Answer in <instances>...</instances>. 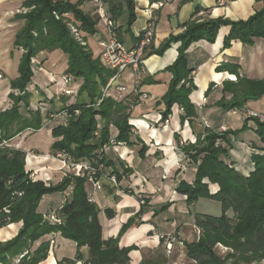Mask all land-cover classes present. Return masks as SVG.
Returning <instances> with one entry per match:
<instances>
[{
	"label": "trees",
	"instance_id": "16d2710c",
	"mask_svg": "<svg viewBox=\"0 0 264 264\" xmlns=\"http://www.w3.org/2000/svg\"><path fill=\"white\" fill-rule=\"evenodd\" d=\"M102 2L116 25L117 20L125 14L128 29L136 21L135 0ZM81 3L82 0H26L24 7L27 11L15 15L17 19L23 20L13 43L15 48L23 50L18 65L19 75L12 82L19 93H10L9 97L13 101L11 108L0 111V139L11 141L26 130L36 132L43 128L42 111L30 109L33 93L28 90V85L34 76L32 58L42 51L59 50L65 54L66 68L63 73L71 76V82L73 76L79 84V99L70 105L66 103L69 97L63 99L60 112L66 114L65 120L62 124L51 127L53 154H67L74 162L86 161L97 170V178L116 176L119 182L123 175L118 164L125 171L128 168H125L123 162L115 161L104 150V146L112 138L121 143L133 144V125L130 123L129 111L138 101L127 102L112 93L103 92L115 71L101 63V52L95 51L89 42L90 37L99 34L100 18L96 7L95 15H92L83 11ZM200 11L201 8L197 7L193 18L185 23L181 33L170 35L158 48H152L148 52L162 55L173 43H180L178 56L165 68L172 77L162 97L165 105L162 120L169 118L175 104L183 110L181 122L186 119L192 122L197 117V108L190 99L191 93L196 89L194 69L190 67L187 55L194 42L203 39L215 42L224 25L231 27L224 40L225 48L234 39L246 44H252L256 38L264 39V4L248 19L238 21L225 18L201 20L197 16ZM70 25L78 28L85 45L75 38ZM117 31L119 34L118 25ZM237 69L238 66L235 65L233 70ZM17 80H21L20 87L16 85ZM223 92V97L218 101L220 106L225 110H243L248 100H258L264 96V79L244 77L238 81H229L224 84ZM227 92L232 93L230 99L226 98ZM49 116L48 112L47 117ZM251 119L262 144L255 146L258 151H254L251 156L254 169L243 173L231 160V136L236 137L247 131ZM111 126L118 131L115 137L112 136ZM175 137L186 158L195 167L193 181L189 183L182 180L178 191L187 195L190 204L201 198H208L220 202L222 207L220 215L195 213V224L200 230V237L196 241L184 243L187 256L194 264H263L264 120L250 116L244 119L239 129H207L203 135L197 136L195 143L183 144L178 134ZM145 152L146 145L143 144L141 154L144 155ZM26 158L27 152L20 147H0V227L22 222L13 238L0 241V263L11 264L15 257L20 256L18 264H40L48 257L51 243L43 241L33 249L35 242L47 234L59 232L77 243L75 257L65 258L61 264H130V252L136 246H120V239L127 225L116 237H104L99 220L101 209L95 201L89 199L87 177L67 174L59 183L47 184L30 177ZM211 184L218 186L214 192ZM69 188V197L56 210L59 222L51 221L38 211L44 195L65 192ZM147 202L144 198L143 205ZM106 214L108 217L114 216L111 209H106ZM219 244L232 251L221 254L217 250ZM84 247L88 248V257L83 252ZM236 252L240 254L233 261L232 258L237 256Z\"/></svg>",
	"mask_w": 264,
	"mask_h": 264
},
{
	"label": "crops",
	"instance_id": "0c3cea01",
	"mask_svg": "<svg viewBox=\"0 0 264 264\" xmlns=\"http://www.w3.org/2000/svg\"><path fill=\"white\" fill-rule=\"evenodd\" d=\"M25 1L0 0V72L2 73L0 111L11 108L13 101L9 95L17 90L12 82L19 75L18 65L23 50L15 48L13 43L23 20L17 19L15 15L26 9ZM159 1L135 0L137 17L130 29L126 27V14L117 20L119 38L127 47H134L138 43L144 29L150 23L155 27L154 41L145 53L141 69L138 72L127 69L119 79L125 87L123 91H119L121 99L127 101L138 95V99L141 100H138L139 103L133 107L130 119V123L137 130V136L132 138L133 144L123 143L115 149L114 155L111 154L115 161L123 162L128 170L125 171L122 165L118 164L123 176L117 187L108 178L101 180L103 187L100 189L93 190L90 183L86 184L88 193H93L94 201L101 209L99 220L103 226L104 237H116L127 225L121 236L120 246H136V249L130 252V264L153 263L155 252L165 246L159 234L176 233L183 246L184 243L196 241L200 237V230L195 224V213L202 211H195L196 202L188 203L187 195L178 191V185L182 180L189 183L193 181L195 167L189 163L191 161L180 148L175 134L186 143H195L197 136L203 135L207 129H239L244 119L250 116L264 120L263 104L260 108L251 107V100H248L243 110H225L218 103L224 95L225 83L238 81L239 78L244 77L253 80L264 79V39L256 38L252 44L234 39L231 45L225 48L224 40L230 33L231 27L224 25L220 28L215 42L199 40L194 42L187 52L189 65L194 69L196 89L191 93L190 99L197 108V117L192 122L188 119L181 122L183 110L175 104L169 117V127H162L163 123L159 122L165 109L162 97L172 77L165 68L175 61L180 43H173L162 55L148 54V52L152 48H158L170 35L181 33L185 23L193 18L197 7L201 8L197 15L201 20L225 18L238 21L248 19L257 9L262 8L264 0H169L158 7ZM81 8L84 12L95 15V5L91 0H82ZM98 29L99 34L89 38L90 44H96L97 48L98 40L104 35V25L101 21L98 23ZM56 52L58 51H42L35 57L38 65L33 66L34 76L28 85L35 102L42 103L43 99L48 102L46 99L52 98L55 89L59 90L67 86L62 78L58 77L61 72L58 71L53 59ZM61 54L66 68L65 54L62 52ZM235 65L238 66L237 71L233 70ZM10 66L13 67L11 73L7 71ZM60 79L61 81H58ZM54 81L58 83L50 85ZM72 83L70 82L69 86L74 90ZM136 83L138 91L134 89ZM114 90L118 92L115 88ZM142 92L147 94L146 98L140 97L139 94ZM231 97L232 93L227 92L226 98ZM45 108L49 113L51 112L49 105ZM249 112L256 115H251ZM52 114L51 112L50 116L53 117ZM151 123L158 125L150 127ZM248 126L247 131L239 133L236 137L231 136L233 143V148L230 150L231 160L243 173L251 171L252 153L258 151L256 145L262 144L260 137L255 133V123L252 119L249 120ZM48 132L51 134V128ZM114 132L115 137L118 133L116 128ZM25 134L15 136L11 142L16 147H20L21 137ZM143 144L146 145L144 155L141 154ZM24 150L27 152L26 160L29 161L26 168L29 169V164L32 163L35 166L30 172L38 171L35 179L43 180L47 184H56L62 180L64 174L60 169V162L49 157L47 155L49 152H39L36 148ZM181 160H184L182 165L185 167L182 169L177 165ZM210 187L212 192L218 188L215 184H211ZM70 191L71 188L65 192L44 195L38 211L44 214L47 211L60 209L69 197ZM140 197L148 202L145 205L141 204ZM106 209H111L114 216L108 217ZM21 226L22 222H18L0 227V241L13 238ZM51 240L54 242L51 243ZM43 241H50L51 245L48 257L40 264H61L63 259L74 258L76 255L77 243L63 237L59 232L43 236L35 242L34 247L37 248ZM177 243L178 241L175 244ZM83 252L88 257L87 247L83 248ZM191 262L194 264L192 259Z\"/></svg>",
	"mask_w": 264,
	"mask_h": 264
},
{
	"label": "rangeland",
	"instance_id": "374dc122",
	"mask_svg": "<svg viewBox=\"0 0 264 264\" xmlns=\"http://www.w3.org/2000/svg\"><path fill=\"white\" fill-rule=\"evenodd\" d=\"M91 45L95 49V51H97V52L100 51L101 52L100 48H97V45L96 44L91 43ZM55 51H58V52H56L54 54L53 59L55 60V63L57 64L58 71L61 72V75H58V77L59 78H62V76L64 75V73H62V72L65 69L64 68V62H63V55L61 54V52L59 50H55ZM15 58H16V55L14 56V59ZM101 63L103 64L102 60H101ZM32 68H33V65H32ZM7 71L9 73L13 72V67H11V66L8 67ZM72 78H73V83H72L73 85H72V87L75 88L74 90H72L73 88L70 89L71 86H69V83H68L65 88H60L59 90H56L55 89L53 91L54 92V95L52 96V98H47L46 99V100H48V102L45 101V99H43L41 101L42 103L35 102V100L32 98L31 105H30V109H32L34 111H37L38 109H40L42 111V114H43V117H44V119H43L44 126H43V129L41 131H36V132H33L31 130L24 131L23 133L24 134L26 133V134L21 137V145H20L21 148L26 149V150H30L31 148H36V149L39 150V152H49V153H47V155L49 157L55 158L54 157L55 155L53 154V151H52V145H53L54 139H53L52 135L50 134V132H48V131H49V128H51L53 126H56V125H59V124H62L64 122V120H65L66 114L65 113H62V115H61V112H60V108L63 106V99L66 98V97H69V99L66 101V103L68 105L77 102L78 99H79L78 96H77V92H78V89H79V84L77 83V81H75V79H74L73 76H72ZM58 81H61V79L58 80ZM57 83H58L57 81H54L50 85H53V84L56 85ZM117 83L120 84L119 79H117V81H115L113 83L111 82V84H113V86H110V89H108V91H107L106 94L112 93V95L117 96L118 98H120V96H119L120 95L119 94V90L116 89V90H118V92L114 90V87H116V84ZM106 87L103 88V92L104 93L106 91ZM134 89H135V87H134ZM16 91H18V90H16ZM135 91H137V90H135ZM139 95H141V93ZM139 99H138V95H137L136 98L131 97L130 100H127V101H130V102L134 103V102H137ZM50 100H53L54 102L53 103H50L49 102ZM139 101H141V100H139ZM139 101H138V103H139ZM44 102H47V103H44ZM261 104L264 105V96L262 98L258 99V100H252L251 99V101H250L251 107L254 106V107L260 108ZM46 105H49V110L54 114L53 117L52 116L47 117L48 111L45 108ZM132 110H133V108L131 107V111H129L130 114H131V118H132V112H133ZM51 112H50V114H51ZM57 114H59V115H57ZM50 119H56V120L50 122L49 121ZM166 120H162V117H161V119H160L159 122L160 123H164ZM157 125H158V123H151L150 124V127H155ZM111 130H112V136L114 137L115 127L114 126H111ZM222 130H224V129H222ZM132 133H133V136H137V130L134 127L132 129ZM0 135H2V131L0 132ZM181 143L185 144L186 141L184 139H182L181 140ZM121 144H123V143L120 142L116 146V149L119 146H121ZM124 144H126V143H124ZM8 145L9 146H12V147H16V145L13 142H11L9 140L3 141V140L0 139V147L1 148H4V147H6ZM113 150L109 151V154L114 155L115 154V150L114 151ZM35 152H37V151H35ZM55 159L60 162V169L63 171V174L64 175H67L68 174V175H74V176H77V177L78 176L87 177L86 175H82V172H80L79 169L76 168V167L75 168H71L68 171H64V168L62 166L61 161L59 159H57V158H55ZM183 161L184 160H181L179 162L182 163ZM84 162H86V161H84ZM28 163H29V161L27 159L26 160V164H28ZM189 163H192V162H189ZM250 163H251V168H252L251 170H253L254 169L253 162L251 161ZM177 165H178V163H177ZM29 166L30 167L27 170L30 171V169L33 168L35 165H33L32 163H30ZM180 168L182 169V167H180ZM103 178H107V177L106 176H103L100 179L101 185H102L101 180ZM88 183H90L92 185V188L94 190L95 187H94L93 183L90 182V181H88V177H87L86 184H88ZM115 186L117 187V185H115ZM102 187H103V185H102ZM89 193H91V192H89ZM194 210L195 211H202V212H206V213H211V214H215V215H220L222 213V207H221L220 202H218L216 200L208 199V198H202L201 200H199V202L196 201ZM179 240L180 239L178 238V243L175 244L176 246H175V248H174V250L172 251L171 254H168L167 250L165 249V246L159 248L155 252V259L153 260V263L152 264H166V263H169V264H192L191 259L187 256V253H186V250H185L186 247H184L185 244L183 246V244L181 242H179ZM52 242H54V241L51 240V243ZM34 248L35 247L33 246V249ZM217 250L221 254H226L227 252L232 251V249H230L229 247H226V246H224L222 244H219L218 245ZM236 254H237V256L234 257V258H232L233 261H235L239 257V254L240 253L239 252L238 253L236 252ZM19 258H20V256L15 257L12 260L11 264H18ZM232 260L230 262H232ZM262 263L264 264V260H263ZM253 264H257V263L254 262Z\"/></svg>",
	"mask_w": 264,
	"mask_h": 264
},
{
	"label": "built area",
	"instance_id": "2783aa9c",
	"mask_svg": "<svg viewBox=\"0 0 264 264\" xmlns=\"http://www.w3.org/2000/svg\"><path fill=\"white\" fill-rule=\"evenodd\" d=\"M95 7L96 12L100 18V21L104 25V36L98 40V46L101 50V60L103 64L112 70L115 71L113 78H111L110 82L106 87L105 94L107 93L110 86H113L111 82L117 81L120 79L122 73L127 69H132L134 72H138L141 69L143 59L145 56V52L148 48H150L153 44L154 37H155V27L153 23H150L143 31L142 36L140 37L138 43L134 47H127L119 38V34L117 31L116 22L111 18L109 12L107 11L104 3L102 0H91ZM169 0H160L157 3L158 7L163 6L165 2ZM27 9H24L23 12H26ZM72 32L75 35V38L79 40L82 44H86L83 40L82 35L78 28L75 25H70ZM38 63L36 62L35 58H32V65L35 66ZM2 77V73L0 72V78ZM62 81L65 84L71 82V76L64 74L62 76ZM116 88L119 91H123L125 87L120 83L116 84ZM138 84H135V89L138 91ZM15 93H19L16 91ZM141 98H146L147 94L145 92L141 93ZM138 104V103H137ZM135 106V105H134ZM131 106L132 108L134 107ZM251 115H256V113L249 112ZM163 128L169 127V119H167L163 125ZM120 142L116 141L115 138H112L109 144L104 146V150L109 152L111 150H115L116 146ZM174 148V147H173ZM113 150V151H114ZM55 158L59 159L62 163L64 171H68L71 168H78L82 175H86L88 177V181L92 182L94 185V190L100 189L102 187L100 183V179L96 177L97 170L92 168L88 162H74L71 157L67 154L58 153L54 156ZM178 165L182 168H185L182 163L178 162ZM38 171L34 170L30 173V177L35 178ZM114 185H119V182L116 179V176H110L108 178ZM89 199L94 201L93 193L88 194ZM140 203L144 204V198L140 199ZM45 217L50 219L54 222H59L60 219L56 215L55 211H48L44 213ZM159 238L164 241L165 249L167 250L168 254L172 253L174 244L178 241V236L176 233L171 234H159ZM169 264V263H166Z\"/></svg>",
	"mask_w": 264,
	"mask_h": 264
},
{
	"label": "water",
	"instance_id": "95a60500",
	"mask_svg": "<svg viewBox=\"0 0 264 264\" xmlns=\"http://www.w3.org/2000/svg\"><path fill=\"white\" fill-rule=\"evenodd\" d=\"M16 85H17V87H20L21 86V80H17Z\"/></svg>",
	"mask_w": 264,
	"mask_h": 264
},
{
	"label": "bare ground",
	"instance_id": "6f19581e",
	"mask_svg": "<svg viewBox=\"0 0 264 264\" xmlns=\"http://www.w3.org/2000/svg\"><path fill=\"white\" fill-rule=\"evenodd\" d=\"M14 229V228H13Z\"/></svg>",
	"mask_w": 264,
	"mask_h": 264
}]
</instances>
